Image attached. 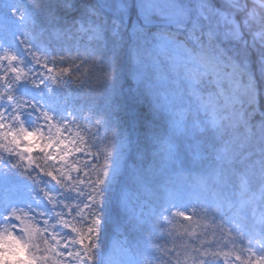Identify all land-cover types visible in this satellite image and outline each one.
I'll list each match as a JSON object with an SVG mask.
<instances>
[{"label":"snow or ice","instance_id":"6c2138e0","mask_svg":"<svg viewBox=\"0 0 264 264\" xmlns=\"http://www.w3.org/2000/svg\"><path fill=\"white\" fill-rule=\"evenodd\" d=\"M0 2V32L16 29L13 45L0 43V172L22 170L37 204L0 217V264H115L129 235L142 257L139 237L156 244L166 226L164 264H264V224L226 226L229 214L264 209V0ZM122 56L152 108L150 120L128 117L135 138L112 87ZM66 83L79 90V119L21 91ZM187 185L210 193L211 238L195 205L174 202ZM108 227L123 237L112 251Z\"/></svg>","mask_w":264,"mask_h":264},{"label":"trees","instance_id":"16d2710c","mask_svg":"<svg viewBox=\"0 0 264 264\" xmlns=\"http://www.w3.org/2000/svg\"><path fill=\"white\" fill-rule=\"evenodd\" d=\"M6 2H10V0H6ZM5 12L6 9L4 8V4L0 2V15L3 16ZM133 19H135V17H133ZM15 33L16 29L13 28V37L10 39V36L7 33L0 32V42L3 43L9 40L15 43ZM130 71L131 66L126 56H122L117 62L112 87H114L118 93L117 103L119 105V111L117 114L120 118L121 128L127 134L135 138L139 135L136 131L137 126L136 123L128 119V117L138 111L144 119L150 120L152 118V108L151 102L146 96H144L143 90L131 79ZM29 88L30 86L27 89H21V91L30 97L28 93ZM78 92L79 90L76 89L74 85L66 83L63 86H57L51 94L55 100H59L58 110L61 112L63 118L67 116L68 112H72L77 119L80 118L78 106L73 103V98L78 95ZM33 121L34 116H30L28 122L31 124ZM8 194L12 195L20 206L27 207L28 205H31L33 208L37 207L36 200L34 199L36 195L35 185L22 173V170H13V172L7 176L3 172H0V217L6 215L4 200ZM173 199L174 202H177L178 207L186 208L189 204L196 206L197 210L200 211V224L209 229V238H211V230L216 227V225L212 224L213 212L209 211L205 218L204 212L201 211L202 205H210V193L201 192L194 185L180 186L175 189V196ZM162 202H166V198ZM39 208L41 210H46V202L41 201ZM157 211H159V206H157ZM228 219L232 222L226 226L234 230L232 233L233 235H236L235 230H239L240 232L257 230L262 224H264V209L257 207L255 215H253L251 211L240 216H232L229 214ZM220 223L221 221L217 219V224ZM195 226L194 223L193 227ZM185 227H187V225H185ZM169 230H171L170 227L166 226L165 229L159 233L158 238L154 236L156 244L146 243L143 237H139L141 243L144 244V248L142 249L144 255L142 257L136 256L135 241L137 237L129 235V239L132 241V250L122 251L116 249L113 251L115 264H129V261L138 258L152 259V249L157 246H159L160 252L157 253L156 258L153 259V264H164V261L159 259V255L163 254V249H171L174 247L173 238L167 235ZM183 230L184 229L179 225L176 226L175 231L177 234L183 232ZM196 230L199 232L202 228H197ZM117 238L121 240L123 239L122 236H119V232L115 227H108L104 233L105 250L108 249L112 251V242ZM179 243H181V241L177 240L176 246H178ZM167 259L169 258L165 255V261ZM172 259L174 260V258Z\"/></svg>","mask_w":264,"mask_h":264},{"label":"rangeland","instance_id":"374dc122","mask_svg":"<svg viewBox=\"0 0 264 264\" xmlns=\"http://www.w3.org/2000/svg\"><path fill=\"white\" fill-rule=\"evenodd\" d=\"M7 34L10 36L9 38L12 39L13 29L7 32ZM3 44L6 46H9V45H13L14 42L7 40L6 42H3ZM49 87L51 88V90H49L48 88H41L37 90V89L31 88L30 86L28 93L30 97H34L36 102H38L42 107L47 109L50 113L55 115L58 119L63 118L61 112L58 110L59 100H55L53 96L51 95L57 86L50 85ZM13 205L24 207V206H20V204L12 197V195L8 194L6 196V199L4 200L5 209Z\"/></svg>","mask_w":264,"mask_h":264}]
</instances>
